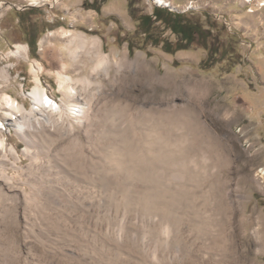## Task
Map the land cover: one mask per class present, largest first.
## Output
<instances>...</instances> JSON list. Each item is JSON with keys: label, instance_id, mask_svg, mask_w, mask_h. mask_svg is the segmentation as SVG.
Here are the masks:
<instances>
[{"label": "rangeland", "instance_id": "rangeland-1", "mask_svg": "<svg viewBox=\"0 0 264 264\" xmlns=\"http://www.w3.org/2000/svg\"><path fill=\"white\" fill-rule=\"evenodd\" d=\"M128 1L0 0V97L32 108L36 70L84 106L42 112L56 148L34 162L0 105V264H264V0H133L209 31L174 53ZM58 71L90 84L68 99Z\"/></svg>", "mask_w": 264, "mask_h": 264}, {"label": "bare ground", "instance_id": "bare-ground-1", "mask_svg": "<svg viewBox=\"0 0 264 264\" xmlns=\"http://www.w3.org/2000/svg\"><path fill=\"white\" fill-rule=\"evenodd\" d=\"M157 1L161 4L164 3V0H157ZM80 41L82 44L85 41V39H81ZM15 47H16L15 52H18V53H20L22 51L26 52V50H27V44L17 43ZM96 57H97L98 63H101L103 61V56L101 55L100 52L96 53ZM33 71H34V75H35V85L32 88V90L28 93V97L32 100V104H33L32 108L28 109L25 106L24 102L21 103L19 100L17 101L18 98H14L12 96V94H8V93H5L4 96L0 97V105H2L1 106L2 112L5 115L4 119L9 120V117H11V118L13 117V119L16 121L15 122L16 123L15 124V130H16L17 134L19 135L21 140H23V142L25 143V145H26L25 149H26L27 153L29 155H31V158L34 162H37L38 157L42 153V148H41V144L43 143L42 141H44L46 143V144L44 143L45 147H47L46 155H48L50 157L53 156L55 153V148H56L55 147V140L56 139L54 137V133L56 130V125H55L56 119L54 118L53 115L52 116L48 115L49 117H47V116L43 117L42 112H51V113L52 112H58L57 114L59 115L60 118L63 115H66L67 117H71V118H73V120H75L79 117L78 115L80 114L81 109H83L84 106H82L80 103H70V102L65 103L64 107H61L58 104L55 105L56 102L53 101V99L46 92V88H45L46 86L42 83L41 75L39 73H37L36 70H33ZM3 72H4L3 70L0 71V80L2 78H4ZM57 77H58L59 87H61V90L63 91V93L65 94V96L68 99L76 97V95H77V90L75 87L76 83H81V85L83 86V89L90 84V80H88L85 77L75 80L71 76L64 74L62 71L57 72ZM1 87L2 86H0V89H1ZM0 121H1V123L4 124V122H2L1 118H0ZM1 123H0V126H1ZM47 123H49V127H48ZM3 144H4L3 141L0 140V148L3 147ZM19 146H20V142L16 141V143L13 146V149H17ZM9 155H11V154L8 153V156ZM136 161H138V160H136ZM138 169H139V167H138ZM155 184L156 183H154V185ZM152 188H154V187H152ZM153 190L155 191V189H153ZM148 192H150V190H148ZM157 192H159V191H157ZM161 193H163V192H161ZM148 194H150V193H148ZM156 198H157V196H156ZM161 200H163V199L161 198ZM154 201L155 200L153 199V202ZM150 205L152 206V204H150ZM163 210H165V209H163ZM163 232L168 234L169 228L165 226V228L163 229ZM231 261H233V260H231ZM228 263H229V261H228Z\"/></svg>", "mask_w": 264, "mask_h": 264}, {"label": "trees", "instance_id": "trees-1", "mask_svg": "<svg viewBox=\"0 0 264 264\" xmlns=\"http://www.w3.org/2000/svg\"><path fill=\"white\" fill-rule=\"evenodd\" d=\"M92 4L87 6L88 8H94L99 11V7H94ZM128 9L131 17L137 23L138 30L143 34L144 40L150 42L153 45L161 43V48L165 52L174 53L181 49H186L194 41H198L202 46L207 47L206 38L209 36V31L204 30L202 26L188 17V14L182 12H173L165 7L154 6L153 12L143 13L137 12L134 8L133 0L128 1ZM160 22L164 25L165 29H169L170 32L176 35L175 40H171L167 37L156 35V23ZM35 43H28L30 49H35ZM129 50L132 49V45L129 43ZM209 55L205 61L213 59L210 57L216 54V51L209 47Z\"/></svg>", "mask_w": 264, "mask_h": 264}]
</instances>
